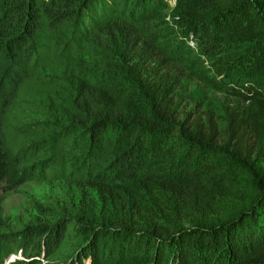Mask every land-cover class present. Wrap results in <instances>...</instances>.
Returning <instances> with one entry per match:
<instances>
[{"label":"trees","instance_id":"1","mask_svg":"<svg viewBox=\"0 0 264 264\" xmlns=\"http://www.w3.org/2000/svg\"><path fill=\"white\" fill-rule=\"evenodd\" d=\"M174 5L0 0V57L13 61L0 124L40 106L36 90L64 96L54 120L4 125L0 170L13 187L67 178L104 199L102 218L88 205L3 235L25 258L9 264L62 248L55 264H264V175L237 153L264 151V0ZM46 67L59 75L44 80ZM185 77L249 102L226 141L178 120Z\"/></svg>","mask_w":264,"mask_h":264},{"label":"rangeland","instance_id":"2","mask_svg":"<svg viewBox=\"0 0 264 264\" xmlns=\"http://www.w3.org/2000/svg\"><path fill=\"white\" fill-rule=\"evenodd\" d=\"M175 4V3H174ZM167 2L166 15L173 12L175 6ZM84 59H89L82 53ZM12 60L5 56L0 57V110L2 102L10 91L8 75L13 70ZM60 68L46 67L43 69L42 78L49 79V76L59 75ZM42 89V88H41ZM46 91L36 90L32 97L36 96L41 104L37 108L21 107V111L4 114L0 124V150L1 143L6 140V130L4 125H17L18 123H30L36 120L51 121L59 116L58 102L63 99V94H59L53 102L46 96ZM46 97V98H45ZM174 106L177 109L178 120L186 121L195 130H199L206 135L214 136L218 141L223 142L229 136L228 126L237 122L239 117L244 116L249 109V102L240 96L220 92L210 86L185 77L181 85L177 88L174 96ZM64 120H61L63 122ZM4 127V129H3ZM6 132V134L3 132ZM21 136V135H19ZM36 139L40 135L35 132H24L23 137ZM3 151H7L5 143ZM242 156H246L255 169L264 175V151H237ZM12 160L10 162V165ZM10 176L4 175L0 170V239L9 232L22 231L28 224H35L39 221L53 223L62 215L72 216V211L80 212L82 207L90 206L91 218L99 219L103 217L101 198L91 187L77 183L67 178H31L16 184ZM146 197V196H145ZM6 248L0 241V264L14 262L19 253H5ZM62 251V252H60ZM68 252L62 248L53 252L51 256L42 261V264H55L61 258V253Z\"/></svg>","mask_w":264,"mask_h":264},{"label":"built area","instance_id":"3","mask_svg":"<svg viewBox=\"0 0 264 264\" xmlns=\"http://www.w3.org/2000/svg\"><path fill=\"white\" fill-rule=\"evenodd\" d=\"M167 2H171L172 4H174L175 3V0H166ZM19 255V254H18ZM17 259L19 258H21V259H23V260H25V258H23V257H20V256H18V257H16Z\"/></svg>","mask_w":264,"mask_h":264},{"label":"clouds","instance_id":"4","mask_svg":"<svg viewBox=\"0 0 264 264\" xmlns=\"http://www.w3.org/2000/svg\"><path fill=\"white\" fill-rule=\"evenodd\" d=\"M17 259V258H16Z\"/></svg>","mask_w":264,"mask_h":264}]
</instances>
